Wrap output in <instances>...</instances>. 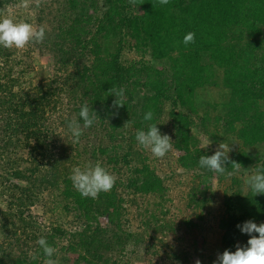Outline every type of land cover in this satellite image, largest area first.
Here are the masks:
<instances>
[{
  "label": "trees",
  "instance_id": "obj_1",
  "mask_svg": "<svg viewBox=\"0 0 264 264\" xmlns=\"http://www.w3.org/2000/svg\"><path fill=\"white\" fill-rule=\"evenodd\" d=\"M59 1L54 27L46 29L45 40L33 48L53 57L55 74L51 79L46 77L37 86L23 87L31 83L28 76L32 60L22 58L14 64L16 49L0 47V195L9 201L10 210L18 207L16 215L0 209V234L8 242L0 247V264H44L41 247L31 245L41 237L57 249L52 257L55 261L59 253L63 259L72 254L76 256L73 264L82 260L129 264L123 255L129 246L145 251L155 248L141 238L147 231L137 234L123 229V200L115 192V185L96 199L82 197L73 186L59 192L55 210L73 216V229L51 225L40 230L29 221L28 206L56 185L50 174L44 175L45 184L37 182L36 177L44 160L50 164V114H58L64 125L71 115L83 125L79 111L85 103L99 118L89 128L107 127L104 147L98 151L115 170L117 165L126 166L131 154L112 143L117 130L128 126L132 141L136 131L146 130L148 124H156L161 132L159 120L165 105H170L166 116L172 149L180 153L176 165L191 177L192 189L200 192L201 186L213 179L219 185L228 183L223 210L216 219L220 254L225 249L234 252L237 244L245 246L249 236L236 226L248 220L264 223V195L254 196L247 183L243 185V179L235 177L252 175L264 167V156H260L264 144V0H169L167 5H160L158 0H136L135 5L129 0ZM6 3L9 1L0 0V9ZM135 7H141L140 15H133ZM188 32L195 33V43L185 45L183 37ZM30 52L22 57L29 58ZM125 52L134 58L122 60ZM19 66L21 73L15 72ZM140 86L160 100L151 102L141 95ZM111 87L125 89L123 107L112 106L115 98L108 92ZM216 89L221 92L218 98L200 99ZM64 103L71 107V113ZM149 110L153 119L144 121ZM127 121L130 123L125 124ZM192 128L212 143L235 142L237 147L229 152V159L242 168L234 170L226 164L225 174L202 171L199 157L211 155L200 146ZM20 151L27 160L17 157ZM145 162V157L139 159L140 164L130 169L132 176L119 184L153 197L158 208L165 201L167 188L164 179ZM52 167L56 169L55 162ZM210 191L205 189L196 200L195 215L201 222H205L202 213L212 199ZM148 217L147 226L154 215ZM100 218L106 220L104 225L99 223ZM182 224L188 230L198 227L192 221L183 220ZM167 226L154 231L166 235L173 230L171 225L165 229ZM186 257L183 251L171 250L166 260L184 264Z\"/></svg>",
  "mask_w": 264,
  "mask_h": 264
},
{
  "label": "rangeland",
  "instance_id": "obj_2",
  "mask_svg": "<svg viewBox=\"0 0 264 264\" xmlns=\"http://www.w3.org/2000/svg\"><path fill=\"white\" fill-rule=\"evenodd\" d=\"M9 4H4L0 10L6 11L9 5L18 4L19 0H8ZM59 0H39V6H36L35 0H33L32 7L30 9H15L14 18L19 21L23 20L34 26L45 25L46 29L50 30L54 27L56 20H54L55 8L58 6ZM90 8V13H94V8ZM133 15H140L142 13L141 7H135L133 10ZM34 45H28L23 50H15L13 63L18 61L32 60L33 67L29 70L28 80L31 83L23 84V87H34L37 86L40 80L48 77V80L55 74L54 72V59L48 54H39L37 50H33ZM30 52L29 58L22 57ZM134 55L125 52L122 56V60L132 59ZM15 72L21 73V67H16ZM48 84V83H47ZM46 84V85H47ZM139 90L143 93L141 95L148 98L151 102L157 103L160 99L148 92L143 86H140ZM219 90L209 92L206 95H201L202 100H213L218 98L220 93ZM140 95V96H141ZM63 102L66 99L62 100ZM63 106L71 113V107H68L67 103ZM171 110L170 105L166 104L164 107L163 114L160 117L159 124H161V134H167L171 136L170 129L168 127L169 122H167L166 113ZM52 120V134L48 135L49 140H51L49 145V159L50 164L44 160L40 166V175H36L37 182L45 184L44 175H51V182L54 187H48L46 191H43L34 200V204L28 206L27 215L31 216L30 222L33 226L38 227L40 230H47L51 225H60L63 229H73V216L71 214H66L61 210H55L54 202L59 198L60 191L68 186H73L70 176L72 170L75 167L84 168L86 165L95 164L99 162L110 174L116 177L115 181V192L123 200V218L122 226L123 229L130 231L132 233H143L141 231H147L143 233L142 240H145L148 245L152 243L155 248L145 251L144 248L129 246L123 252L129 264H172L171 261L166 260L167 254L171 250L183 251L187 254L184 264H195L196 260L200 261V264H214L220 254V233L216 229V219H218L221 214L223 207V192L226 185H219L216 180H211L206 182L201 186L200 192H195L192 189V184H190L189 175L181 173L176 165V157L180 155L179 152L171 149L163 158L154 157L149 150L141 148L136 139L132 141L130 136L129 127L124 126L122 129L117 130L114 135V140L112 143H118L123 149L129 150L131 152L128 155V164H120L116 166V170L112 169V165L106 164V157L99 154L98 149L103 144V137L105 131V125H101L99 128L95 126L94 128L83 129V134L81 135L78 143H73L71 134L68 132L66 125L60 122L57 117L58 114H50ZM69 121L76 119L75 116H69ZM53 120H56L53 123ZM109 124L112 122L110 119L107 121ZM106 124V123H105ZM98 128V129H97ZM192 132L198 137L200 141V146L207 151L210 155H213L218 148L219 143H226L230 145L232 150L237 147L235 142H226L224 140L211 143L206 146L207 138L192 128ZM133 137V136H132ZM261 154L264 156V144L260 147ZM138 153V154H137ZM141 155V156H139ZM17 157H22L23 160H27V155L23 152L17 153ZM145 157L146 162L151 168L155 170L157 175L164 179V184L167 188L165 201L162 203L161 207L155 208V199L151 196H144L141 194H136L131 190L124 188L119 181L124 183L125 178L132 176L130 169L137 167L140 163L138 160ZM56 163V169L52 167L53 163ZM27 163V162H26ZM25 163V164H26ZM115 167V166H114ZM57 170V171H56ZM202 171H211L208 169L201 168ZM52 174H54L52 176ZM250 174H236L239 180L242 181L244 185L248 180ZM20 185H26L25 181H17ZM117 183V184H116ZM211 190L212 199H210L207 205L206 211H203V216H205V222L197 220L195 213L196 200L199 199L205 189ZM0 186V192H1ZM9 201H6V197L0 195V209L10 211L13 215L18 213V207H14L12 210L8 207ZM26 214V213H25ZM149 214H153L154 218L151 224L146 225V221L149 219ZM60 215V217H59ZM183 220L192 221L198 227L187 229L183 225ZM100 224L104 225L106 220L100 218ZM167 224L165 228L168 230L169 225L172 226L173 230L168 231L166 235L161 234L162 232L154 231L160 226ZM28 226V225H27ZM26 226V230L29 232V227ZM147 228V230H146ZM35 231V229H33ZM166 230L163 229V233ZM152 237V239H150ZM64 242V241H63ZM7 240L3 238L0 234V247L4 248L7 245ZM36 242L31 245L34 246ZM154 252L156 254H154ZM59 257L56 262L61 264H73L76 259L75 255H68L63 259L62 253L58 254ZM80 264H91L87 260L79 261Z\"/></svg>",
  "mask_w": 264,
  "mask_h": 264
},
{
  "label": "clouds",
  "instance_id": "obj_3",
  "mask_svg": "<svg viewBox=\"0 0 264 264\" xmlns=\"http://www.w3.org/2000/svg\"><path fill=\"white\" fill-rule=\"evenodd\" d=\"M36 6H39V0H35ZM132 5L136 4V0H129ZM160 5H167L169 0H158ZM33 0H19L18 4L9 5L7 10H0V47L17 50L25 49L30 43L39 44L45 40L46 26H34L23 20L17 21L15 16V9H30ZM183 43L188 45L195 43V33L188 32L183 37ZM108 92L115 99L113 107L119 108L124 106L125 89L111 87ZM79 118L83 121V125L76 120L67 122V130L71 134L73 143H78L83 129L91 127L94 122L99 119L97 114L89 108L85 103L81 105L79 111ZM144 121H151L153 119V112L149 110L144 114ZM130 123L127 121L125 124ZM135 139L138 145L146 150L156 158H163L173 147V142L167 134H161L156 124H148L147 129H138L135 134ZM212 142L207 140L206 146ZM232 151L230 145L222 142L219 143L218 148L213 155H202L199 157V166L203 169L214 171L217 174H225L228 168L226 164H230L234 170H239L242 166L235 161L229 159V152ZM229 175L232 173L229 172ZM73 187L85 198L96 199L101 192L110 191L116 181V177L110 174L99 162L95 164L86 165L83 169L75 167L70 176ZM248 188L256 195H264V167L257 168L255 173L248 177L246 181ZM242 234L249 236L247 244L241 246L237 244L236 250L230 251L225 249L222 254H219L214 264H264V223L257 224L252 220H248L236 226ZM36 243L43 250L45 260L44 264H56L52 258L57 251L56 248L50 246L47 239L39 238ZM33 259H36L33 256ZM195 264H200L199 260Z\"/></svg>",
  "mask_w": 264,
  "mask_h": 264
}]
</instances>
